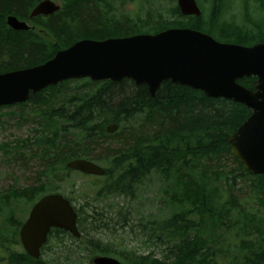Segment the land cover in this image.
<instances>
[{
	"label": "trees",
	"instance_id": "trees-1",
	"mask_svg": "<svg viewBox=\"0 0 264 264\" xmlns=\"http://www.w3.org/2000/svg\"><path fill=\"white\" fill-rule=\"evenodd\" d=\"M41 1L0 0V74L44 64L57 51L84 39L192 29L221 43L264 42V0H206V19L201 0H197L199 17L182 16L175 0H52L60 3L57 12L30 19ZM131 4L139 11L135 17L125 11ZM235 4L241 18L230 13ZM8 16L30 29L11 30L6 25ZM255 82L249 77L238 84L253 90ZM3 109L15 110L19 121L35 127L32 136L13 149L22 150L39 167L38 185L30 192L10 190L0 193V201L24 192L32 195L33 205L48 194V186L42 183L45 175L53 184V174L65 181L71 172L65 165L71 160L98 163L105 171L94 178L89 203L76 207L72 198L63 196L77 215L78 239L51 229L40 258L34 260L20 249L19 223L12 238L0 243L6 264H54L42 261L48 249L66 255L92 249L121 264H264V176L245 171L226 143L250 116L245 106L207 98L169 81L151 98L146 87H136L131 80L82 79L49 86L27 102ZM110 124L118 125L113 134L105 130ZM152 175L161 182V204L177 209L169 217L140 218L134 226L127 210L94 207L109 196L134 200L136 189ZM48 190L58 194L52 187ZM116 229L128 230L135 239L137 230L141 243L162 250L163 257L155 258L153 251L137 255L116 250L92 237ZM10 246L18 247V252L8 250Z\"/></svg>",
	"mask_w": 264,
	"mask_h": 264
},
{
	"label": "water",
	"instance_id": "water-1",
	"mask_svg": "<svg viewBox=\"0 0 264 264\" xmlns=\"http://www.w3.org/2000/svg\"><path fill=\"white\" fill-rule=\"evenodd\" d=\"M182 16L199 17L195 0H175ZM60 9L52 0L39 2L29 18L50 16ZM6 25L15 32L29 26L13 16ZM256 79L253 90L238 84L243 78ZM89 79L92 82L131 80L144 86L151 98L163 82L200 91L207 98L231 100L250 110V116L227 138L233 157L251 175L264 176V42L252 46L221 43L192 29H168L103 41L80 40L39 66L0 74V108L25 103L31 95L64 81ZM107 134L118 125L106 127ZM65 168L85 176L102 177L105 171L93 162L78 159ZM53 180L63 177L53 174ZM77 215L60 194H47L31 207L18 237L24 252L34 260L40 257L51 229L79 238ZM91 264H121L97 256Z\"/></svg>",
	"mask_w": 264,
	"mask_h": 264
},
{
	"label": "rangeland",
	"instance_id": "rangeland-1",
	"mask_svg": "<svg viewBox=\"0 0 264 264\" xmlns=\"http://www.w3.org/2000/svg\"><path fill=\"white\" fill-rule=\"evenodd\" d=\"M197 1V0H195ZM204 6L205 13L204 19L207 17V11L209 9V3L206 0H201ZM199 9V2H196ZM60 5V3H58ZM237 5L230 10L232 16L237 17L238 13L240 18L242 14L236 10ZM125 11L129 13L131 17H135L139 12L137 5L131 4L126 6ZM251 9L249 10V12ZM251 15L253 13L251 12ZM35 127L30 123H23L19 121L18 115L15 114V110L3 109L0 110V193H7L10 190H26L30 192L35 185H38L36 179V170L39 167V163L35 160L27 159L26 153L22 150L13 149V146L20 141L29 139L32 136ZM110 146V145H109ZM24 156L25 158H19ZM27 159V160H26ZM100 166L98 163L96 164ZM101 167V166H100ZM41 170V169H40ZM94 176L83 177L82 174L76 172H70L67 179L61 183H51L49 178L45 175L42 179V183L45 182L48 189L50 187L56 190V193L72 198L75 201V206L79 204L90 202L93 198V191L90 186L95 180ZM157 176L152 175L146 179L141 187L136 189L135 199L128 201L122 197L109 196L107 198H101V201L95 203L94 206L100 211H110L111 209L122 208L127 210L131 214L130 223L136 226L138 219L140 218H154L162 220L169 217L173 212L177 211L174 207H165L161 204L162 196L160 192L161 182ZM46 190L48 194H52L49 190ZM23 196H10L7 197L5 202L0 201V243L5 244V238L9 240L14 235L15 227L20 223H23L27 218L29 210L31 209V194L22 193ZM47 195V194H46ZM81 197L84 199L82 200ZM88 202V203H89ZM136 232V237H131L127 234L128 230L116 229L115 232L101 233L93 238L100 239L103 244H107L116 250L135 251L137 255H146L149 252H154L155 258L161 259L162 250L156 249L153 246H144L142 244L141 235ZM21 249V248H20ZM8 250L18 252L19 248L12 246ZM75 252L66 255L59 250L54 252L50 249L42 255L43 262H53L54 264H91V260L94 257L101 256L94 252ZM6 252L0 248V264H6L5 260ZM66 257V258H65ZM113 258V257H112ZM116 259V258H114ZM117 260V259H116ZM119 261V260H118ZM120 262V261H119Z\"/></svg>",
	"mask_w": 264,
	"mask_h": 264
}]
</instances>
